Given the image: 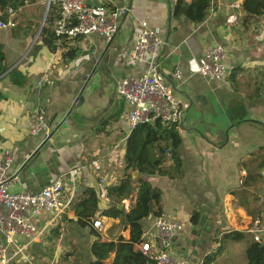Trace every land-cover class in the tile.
<instances>
[{
	"label": "crops",
	"instance_id": "0c3cea01",
	"mask_svg": "<svg viewBox=\"0 0 264 264\" xmlns=\"http://www.w3.org/2000/svg\"><path fill=\"white\" fill-rule=\"evenodd\" d=\"M243 1L212 0L204 21L194 24L172 16L177 0H90L93 6L128 10L114 39L106 43L92 35L65 40L52 52L40 40L46 0H21L12 20L15 27L0 31V158L9 152V171L19 178L10 192L35 194L63 177L64 195L74 203L84 190L96 191L101 179L106 188L120 182L130 130L129 107L116 88L145 71L146 65L131 55L138 34L148 29L164 43L158 55L160 72L183 113L177 128L181 178H146L161 191V218L181 227L168 253L188 264H202L217 239L231 230L247 233L256 219L264 245V14L248 16ZM218 45L226 52L227 77L222 82L196 71L198 56ZM12 72L22 77L20 85L12 83ZM175 72L178 81L172 78ZM35 114L44 117L47 133L29 134L28 121ZM93 162L98 170L91 167ZM135 198L136 192L121 202L124 213L133 208ZM108 207L99 201L98 213ZM96 219L104 227L101 242L116 241L119 235L129 240V227L120 230L118 220ZM75 221L71 208L62 220L47 215L36 219L34 238L16 237L5 244L0 236L5 247L0 264H60L69 253H80L82 264L87 263L95 239ZM154 221H142V237ZM225 258L227 254L215 264ZM112 260L113 255L105 264Z\"/></svg>",
	"mask_w": 264,
	"mask_h": 264
},
{
	"label": "built area",
	"instance_id": "2783aa9c",
	"mask_svg": "<svg viewBox=\"0 0 264 264\" xmlns=\"http://www.w3.org/2000/svg\"><path fill=\"white\" fill-rule=\"evenodd\" d=\"M90 0H46V9L53 6L57 17L53 22V34L62 41L88 38L92 35L102 37L110 43L116 36L120 21L127 15L125 7L109 5H90ZM48 13V12H47ZM6 21L0 19V31L14 28L13 17L15 9L7 8L4 13ZM163 41L153 31L142 29L138 34L132 51V60L146 65V69L138 76L128 77L120 81L116 94L123 98L129 107L127 123L129 130L139 125L158 123L162 128L171 130L178 128L183 113L173 91L165 84L160 72L158 55L163 47ZM225 49L218 45L202 52L197 58V74L210 81L222 82L227 77L224 64ZM172 78L180 80V74L175 72ZM28 132L31 136L48 132L44 117L35 114L28 121ZM166 157L169 153L166 151ZM12 158L9 152L2 153L0 158V236L5 244H11L16 237L36 236L34 221L43 215L52 220H62L72 207V197L64 195L63 177L56 178L50 185L35 194L11 193L9 186L18 184L19 178L10 173ZM98 170L96 162L91 163ZM73 178L75 171L69 173ZM106 184L103 179L97 184L98 202L109 204ZM92 228L98 233L103 232L100 219H95ZM181 230L175 222L155 219L152 230L142 237L135 245L136 252L145 259L144 264H188L168 253L174 238ZM260 220H253L247 232L253 241L261 243ZM5 261V247L0 245V263Z\"/></svg>",
	"mask_w": 264,
	"mask_h": 264
},
{
	"label": "trees",
	"instance_id": "16d2710c",
	"mask_svg": "<svg viewBox=\"0 0 264 264\" xmlns=\"http://www.w3.org/2000/svg\"><path fill=\"white\" fill-rule=\"evenodd\" d=\"M22 4L21 0H0V9H17ZM212 0H191L186 4L184 0H177L172 9L174 18L187 17L192 23L200 24L206 18ZM243 11L252 17L264 14V0H244ZM57 17V10L50 6L45 18L44 26L40 31L42 44L50 51H55L57 38L53 34V22ZM2 21L7 20L6 15H0ZM72 57V53L66 55ZM4 53L0 43V75L4 72L2 66ZM11 81L15 85L22 83V77L17 73H11ZM180 139L177 128L166 130L158 123L139 125L130 131L127 149L124 157V175L116 186L107 187L109 207L98 213V197L94 189H86L76 197L72 204V210L79 229H87L89 235L95 240L90 246L91 259L85 264H105V261L113 255L111 264H144L142 255L134 251L135 245L141 242L143 235L142 221L147 218L158 219L162 217L161 191L153 187L147 177L158 176L176 180L181 178V163L177 155ZM166 151L169 156L166 157ZM138 172V177L133 179L132 173ZM134 183L136 184L134 186ZM136 192L133 208L124 213L117 206ZM241 194V193H240ZM98 217L109 220H118L117 227L122 230L129 227L131 234L128 241L121 235L116 241H100V233L92 228L93 221ZM197 216V214H195ZM193 217L192 221L196 220ZM243 247L240 258L231 256V248ZM230 253V255H229ZM227 254L220 264H264V245L253 241L250 234L229 231L217 239L216 246L205 257L202 264H215L218 258ZM60 264H82L83 257L80 253L63 255ZM237 260V261H236Z\"/></svg>",
	"mask_w": 264,
	"mask_h": 264
},
{
	"label": "rangeland",
	"instance_id": "374dc122",
	"mask_svg": "<svg viewBox=\"0 0 264 264\" xmlns=\"http://www.w3.org/2000/svg\"><path fill=\"white\" fill-rule=\"evenodd\" d=\"M45 6H44V9L42 10V12H41V14H42V17H43V15H45ZM4 11L5 10H1L0 9V15H3V13H4ZM42 19V18H41ZM41 19H39V20H41ZM39 26V25H38ZM37 29V28H36ZM241 249L239 248V246L238 247H233V248H231V256H233V257H236L235 259H238V258H240V255H241ZM237 261V260H236ZM57 264H59V263H57Z\"/></svg>",
	"mask_w": 264,
	"mask_h": 264
},
{
	"label": "water",
	"instance_id": "95a60500",
	"mask_svg": "<svg viewBox=\"0 0 264 264\" xmlns=\"http://www.w3.org/2000/svg\"><path fill=\"white\" fill-rule=\"evenodd\" d=\"M47 12H48V11H47V9H46V10H45V15H44V19H43V21H44L45 18H46ZM81 103H82V98H80V100L78 101V104H79V105H80ZM79 105H78V106H79ZM78 106H77V107H78ZM137 175H138V172H136V171L133 172V174H132V178L135 179ZM117 208H118V209H122V206H121V205H118Z\"/></svg>",
	"mask_w": 264,
	"mask_h": 264
}]
</instances>
